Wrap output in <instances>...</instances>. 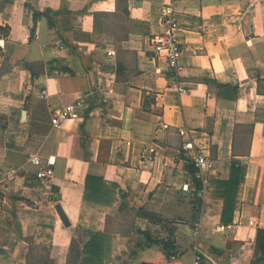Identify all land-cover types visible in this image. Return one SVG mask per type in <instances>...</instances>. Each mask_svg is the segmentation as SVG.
Instances as JSON below:
<instances>
[{"label":"crops","instance_id":"0c3cea01","mask_svg":"<svg viewBox=\"0 0 264 264\" xmlns=\"http://www.w3.org/2000/svg\"><path fill=\"white\" fill-rule=\"evenodd\" d=\"M170 3L187 92L172 85L151 43ZM81 96V117L54 126L52 109ZM0 115V264H81L79 225L111 228L122 205L133 222L110 229L105 264L131 256L134 264H193L196 251L203 264L254 258L264 227V0H0ZM196 151L211 154L213 171L193 174ZM32 155L54 162L49 188H38ZM234 163L243 174L233 221L224 224V201L212 192ZM87 175L104 179L109 205L84 206ZM142 211L176 221L177 260L134 233L167 236Z\"/></svg>","mask_w":264,"mask_h":264},{"label":"trees","instance_id":"16d2710c","mask_svg":"<svg viewBox=\"0 0 264 264\" xmlns=\"http://www.w3.org/2000/svg\"><path fill=\"white\" fill-rule=\"evenodd\" d=\"M220 86L219 83H217ZM7 128V117L0 115V135H2ZM197 169L193 168V174L196 176ZM243 168L234 163L231 173L226 180H215L216 188L212 192L215 196L223 199L222 222L224 224L232 223L236 200L238 196L239 187L241 184V177ZM197 187L202 186V182L196 181ZM112 195L111 190L105 183L102 177L87 175L85 179V193H84V206L98 207L107 206L111 203ZM199 202H202L198 198ZM126 206L122 205L120 210L125 209ZM143 212V211H142ZM146 217L155 223H160L167 229L166 238L153 237L149 232L140 229H134V233L140 237H144L146 245H157L161 248L162 252L169 258L172 253L177 251L176 246V221L174 219L162 218L153 213L143 212ZM81 230V248L80 258L81 264H105V259L111 250V228L106 225L104 230H98L91 227L79 225ZM77 232L74 233V238L78 237ZM75 238V239H76ZM75 245V244H74ZM75 249V248H74ZM217 251V250H216ZM222 252H218L221 254ZM135 258L132 256L130 259L124 261L122 264H134ZM142 264H154L145 262ZM250 264H264V227L258 228L257 237L255 241V254Z\"/></svg>","mask_w":264,"mask_h":264},{"label":"built area","instance_id":"2783aa9c","mask_svg":"<svg viewBox=\"0 0 264 264\" xmlns=\"http://www.w3.org/2000/svg\"><path fill=\"white\" fill-rule=\"evenodd\" d=\"M162 31L156 33L151 38V43L154 52L158 57H161L165 60V63L171 69V83L174 86H178L182 92H187V88L185 86H180L178 80V60L182 55V45L178 39L177 31L180 28V22L176 16V11L173 4H166L162 8ZM108 91H110V87L107 86L105 90L102 91L103 102H108V97L105 95ZM43 95L47 96V92L43 91ZM86 96H81L78 99L68 102L61 106H56L52 109V122L54 126H61L65 120H77L81 117V109L86 103ZM160 126L165 127L166 124L164 122L160 123ZM187 133L186 128L180 129V134L185 135ZM184 150H190L193 148V144L191 141L184 142L182 145ZM144 157L148 159H152V150L144 149ZM31 162L38 164L39 168L37 170V177L40 180V185L38 188L40 190L49 188L52 179L54 178V162L52 160H48L47 163H42L39 155H32L30 158ZM192 162L194 163L197 169V175L203 176L204 174L211 172L216 167V160L211 156L210 153L206 151H196L192 156ZM17 174V169L15 167H11L7 171V179L13 180ZM251 224H254V220L250 221ZM195 232H200V226L195 228ZM179 257V252L175 251L170 255V260H177ZM203 255L201 252L196 251L194 253L193 264H203Z\"/></svg>","mask_w":264,"mask_h":264},{"label":"rangeland","instance_id":"374dc122","mask_svg":"<svg viewBox=\"0 0 264 264\" xmlns=\"http://www.w3.org/2000/svg\"><path fill=\"white\" fill-rule=\"evenodd\" d=\"M133 212L131 210L124 209L120 210L115 215H112V220H110V225L112 229H124L127 230L124 226H131L133 222ZM123 263V262H122ZM120 263V264H122Z\"/></svg>","mask_w":264,"mask_h":264},{"label":"water","instance_id":"95a60500","mask_svg":"<svg viewBox=\"0 0 264 264\" xmlns=\"http://www.w3.org/2000/svg\"><path fill=\"white\" fill-rule=\"evenodd\" d=\"M56 209H57V211H58V213L60 215L61 220L65 224V226H70L71 225V222L69 221V219H68L66 213L64 212L62 206L60 204H56ZM16 225H17V230L19 232H21L20 222L17 221ZM0 252H4V248L0 247Z\"/></svg>","mask_w":264,"mask_h":264}]
</instances>
